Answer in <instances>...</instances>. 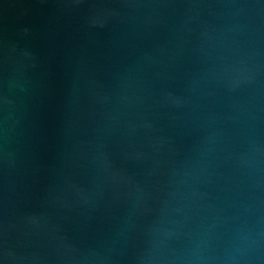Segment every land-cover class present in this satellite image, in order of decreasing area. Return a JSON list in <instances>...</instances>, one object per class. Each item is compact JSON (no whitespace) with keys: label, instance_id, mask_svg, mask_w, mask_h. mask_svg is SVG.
Instances as JSON below:
<instances>
[{"label":"water","instance_id":"95a60500","mask_svg":"<svg viewBox=\"0 0 264 264\" xmlns=\"http://www.w3.org/2000/svg\"><path fill=\"white\" fill-rule=\"evenodd\" d=\"M0 264H264V0H0Z\"/></svg>","mask_w":264,"mask_h":264}]
</instances>
